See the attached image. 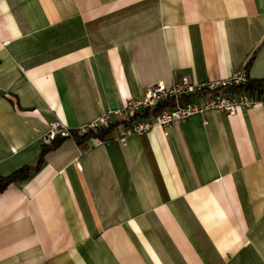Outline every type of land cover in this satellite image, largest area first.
Masks as SVG:
<instances>
[{
	"label": "crops",
	"instance_id": "crops-1",
	"mask_svg": "<svg viewBox=\"0 0 264 264\" xmlns=\"http://www.w3.org/2000/svg\"><path fill=\"white\" fill-rule=\"evenodd\" d=\"M240 70L264 80V0H0V179L29 170L0 190V264H264V102L41 143Z\"/></svg>",
	"mask_w": 264,
	"mask_h": 264
},
{
	"label": "built area",
	"instance_id": "built-area-1",
	"mask_svg": "<svg viewBox=\"0 0 264 264\" xmlns=\"http://www.w3.org/2000/svg\"><path fill=\"white\" fill-rule=\"evenodd\" d=\"M248 80L245 70H240L226 80L215 82L193 83L182 77L169 87L162 83L154 84L146 90L143 99L128 100L121 110L103 113L94 122L73 131V133L83 136L89 131L95 132L116 122L125 126L124 136L120 138V141L124 142L127 136L142 135L156 127L164 132L173 122H183L206 111L215 110L231 116L239 107L256 108L264 102V94L259 98L250 94L224 93L231 87L245 85ZM201 95H206L207 99L194 104L182 103L185 98ZM166 103L169 105L153 116L150 121L135 122V117L141 115L145 110ZM70 135L71 131L60 124H51L49 131L42 136L41 143L43 147H47L56 138H67Z\"/></svg>",
	"mask_w": 264,
	"mask_h": 264
},
{
	"label": "trees",
	"instance_id": "trees-1",
	"mask_svg": "<svg viewBox=\"0 0 264 264\" xmlns=\"http://www.w3.org/2000/svg\"><path fill=\"white\" fill-rule=\"evenodd\" d=\"M224 93L225 94H236V93L237 94H250V95H255L260 98L261 95L264 94V80L249 79L245 85L231 87L230 89H226ZM164 107H166V105L164 104L157 105L153 109H147L141 115H137V116L145 117V116L150 115L153 117L154 115L158 114ZM118 125H120V123H117L115 125L111 124L107 127L100 128L95 132L89 131L83 136H77L73 133V131H71L70 137H67V138H73L74 140L76 139L85 140V139H90V138L105 140V138L108 136L110 131L113 128L117 127ZM67 138H56L51 143V145L47 147H43V152L51 149L53 146H55L58 143V141L62 139H67ZM28 171H29L28 169H24V170L18 171L17 173L11 175L10 177L0 179V190L3 189L11 181L21 177L22 174H27Z\"/></svg>",
	"mask_w": 264,
	"mask_h": 264
}]
</instances>
